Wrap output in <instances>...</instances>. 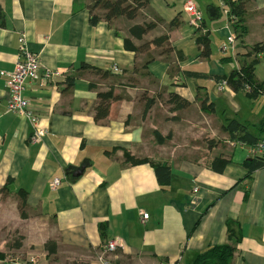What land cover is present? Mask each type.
<instances>
[{"label":"crops","instance_id":"crops-1","mask_svg":"<svg viewBox=\"0 0 264 264\" xmlns=\"http://www.w3.org/2000/svg\"><path fill=\"white\" fill-rule=\"evenodd\" d=\"M194 1L199 27L188 23L185 0H148L134 19L95 25L89 0H0V71L12 70L24 35L42 66L58 73L25 85L44 133L38 140L25 117L7 111L0 74V264H195L225 244L234 249L226 264H264V166L244 165L252 144H234L225 128L237 119L264 136V93L218 88L243 49L221 0ZM243 1V44H264V0ZM208 6L217 18L208 17ZM154 17L163 23L130 33ZM206 31L204 57L195 37ZM161 34L168 42L156 46ZM254 77L264 83L263 55ZM107 90L114 95L108 114L96 119L97 92ZM125 153L137 162H126ZM155 163L169 167L168 184H160ZM112 238L121 245L106 253Z\"/></svg>","mask_w":264,"mask_h":264},{"label":"trees","instance_id":"trees-1","mask_svg":"<svg viewBox=\"0 0 264 264\" xmlns=\"http://www.w3.org/2000/svg\"><path fill=\"white\" fill-rule=\"evenodd\" d=\"M92 2L93 3L89 8V21L91 24L95 25L102 19L105 21H110L111 19L119 16H123L127 19H134L140 9L146 8L148 0H92ZM221 2L228 7L231 14L235 15L236 20L234 23H232V27L234 29L235 37L239 40L240 47L243 49V53L239 52V54H237V56H241V58L238 59L237 57L236 67L232 69L227 76L223 77L222 80L220 79V82L225 81L226 85L231 87V89L235 92L242 90L245 91L248 97L255 98L264 93V83L256 81L254 77V70L255 66L259 63V56H264V44H254L249 47L243 44L242 37L246 31L244 26L243 0H221ZM95 9H100L103 11V13L98 14L95 12ZM161 23H163V21L160 18L154 17V21H147L143 22L142 24L133 25L129 28V31L130 33L139 37L147 30H150L157 24ZM176 24L177 22L173 20L165 25L167 28H171ZM166 42H168V36L166 34H161L152 40V43H154L156 46H160ZM124 43L125 47L128 49L133 51L137 50V47L133 46L127 38L124 39ZM195 43L201 47V54L204 57L209 56L210 39L207 31L197 35L195 37ZM83 66L87 65L83 64ZM69 80L72 81L71 78ZM113 98L114 95L111 90L97 92L98 102L95 106L96 119L108 114L109 104ZM225 128L230 132L232 136L231 138H233L235 142H248L255 144L262 138V136L257 137L248 132L246 130V126L237 119L229 120ZM157 138L160 137L157 135ZM125 161L131 163L137 162L134 157L127 153H125ZM244 165H246L249 169H254L264 166V162L258 159L250 158L244 162ZM153 166L160 184H168L170 180L169 167L165 164L158 163H155ZM67 172L69 174L70 171ZM20 198L21 202L19 203V208L21 211V216H25L23 210L24 195H20ZM232 224L236 225L237 223H234L231 220L227 221L228 227H230ZM19 244V241H17L16 245ZM45 248L49 254L53 253L55 252L56 244L52 241H47L45 243ZM233 250V247L228 244L212 246L197 257L195 264H226L230 261ZM3 256L4 254L0 252V257L2 258Z\"/></svg>","mask_w":264,"mask_h":264},{"label":"built area","instance_id":"built-area-1","mask_svg":"<svg viewBox=\"0 0 264 264\" xmlns=\"http://www.w3.org/2000/svg\"><path fill=\"white\" fill-rule=\"evenodd\" d=\"M222 13L227 17V21L232 24L235 22V15L229 12L228 7L221 2ZM183 10L188 14V23L193 27H198L202 21V12L199 9L197 3L194 0H185L183 5ZM227 40L231 43L234 42V36L228 35ZM221 51H226L227 47L225 44L220 46ZM19 51L20 58L15 62L14 67L10 71H0L1 75L6 76V84L8 90V101H7V111L17 113L18 115L25 117L33 128L32 138L38 140L44 133L39 129L38 116L30 110V103L27 98L23 96L25 90L26 82L28 81H40L46 82L51 77L57 75L58 73L54 70L47 69L43 67L39 57L30 52L25 44V37L21 35L19 37ZM112 69L117 71V67L113 66ZM226 86L225 81H221L218 85L219 89H223ZM238 144H243L242 142H234ZM248 155L251 158L261 160L264 162V136L252 144L248 150ZM58 179L53 181L54 185H57ZM197 191L193 188V192ZM148 218V213L141 211V222L145 223ZM121 243L117 241L116 238L107 239L103 245L104 252L115 251ZM105 264H108L105 262Z\"/></svg>","mask_w":264,"mask_h":264},{"label":"water","instance_id":"water-1","mask_svg":"<svg viewBox=\"0 0 264 264\" xmlns=\"http://www.w3.org/2000/svg\"><path fill=\"white\" fill-rule=\"evenodd\" d=\"M206 12H207V14H208V17H209L211 20L217 18V9H216L215 7H213V6H208V7L206 8ZM86 165L88 166V163H87V164L84 163V164H82L80 167L74 168L73 171H71L72 176H73V177H78V176H80V175L83 173V171H84Z\"/></svg>","mask_w":264,"mask_h":264},{"label":"rangeland","instance_id":"rangeland-1","mask_svg":"<svg viewBox=\"0 0 264 264\" xmlns=\"http://www.w3.org/2000/svg\"><path fill=\"white\" fill-rule=\"evenodd\" d=\"M89 2H90L89 5L91 6L92 3H93L92 0H89ZM95 12L98 13V14H102V13H103V11L100 10V9H95ZM200 24H201V23H200ZM199 26H200V25H199ZM199 26H198V27H199ZM13 239H14V238H13ZM13 239H12V240H13ZM16 240H17V239H15V241H16ZM9 244H10V243H9ZM10 251H11V249H7V250H6L7 253L10 252ZM11 253H13V252H11Z\"/></svg>","mask_w":264,"mask_h":264}]
</instances>
